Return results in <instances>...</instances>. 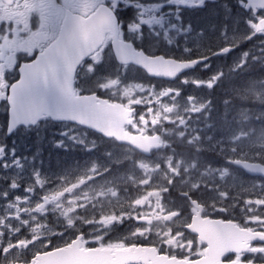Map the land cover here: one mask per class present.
<instances>
[{"label": "rangeland", "instance_id": "1", "mask_svg": "<svg viewBox=\"0 0 264 264\" xmlns=\"http://www.w3.org/2000/svg\"><path fill=\"white\" fill-rule=\"evenodd\" d=\"M258 20L249 25L240 18L233 23L223 24L218 32L211 29L212 34L220 35L214 40L225 41L223 46H232L236 54L221 60L211 59L203 65L204 74L186 75L170 89L145 80L135 68L115 66L111 57L93 58L86 72L81 73L92 81L90 89L103 92L114 100L122 99L126 105H137L141 114L157 121L156 130L163 136L166 146L153 157L142 159L129 151L117 155L113 151L103 150L102 146L108 147L111 143L89 132L66 126L59 135L37 132L27 136L30 173L23 187L28 188L30 195L23 190L17 193L7 212L0 214V246L11 244L12 247L0 248L8 252L6 256L0 255V260H29L42 248L70 244L78 233L82 235L83 243L99 248L123 249L135 243L146 240L157 242L159 239L166 248L174 249L182 243L174 241L175 233L145 230L143 225L146 223L137 220L147 216L149 222L154 224L151 220H157L155 212L158 208L154 209L150 204H159L157 194L180 192L188 185L194 188L200 183L212 198L213 194L218 193L219 184V192L225 197L228 192L236 193L238 197L250 193L254 195L252 203L257 205L256 208H264L263 181L237 177L223 166L216 168L208 163L199 164L205 161V153L211 150H214L211 155L225 154L226 151L231 155L235 150V154L247 157L259 155L258 149L264 150V128L252 125L249 131L241 129L240 120L247 113L241 112L238 107L234 133L230 130V116L222 114L219 140L206 135L204 125L199 121V117L207 114L203 112L210 109L209 91L217 83L214 81L215 71L222 64L235 71L245 68L243 65L247 63V54L241 52L240 42L256 41L262 49L253 51L254 60H260V64L264 62V31L255 30ZM143 28V42L147 45L146 41L150 40L152 46L149 44V48H173L174 45L177 50L190 51L192 48L200 51L212 42L207 36L196 37L193 30L182 33L180 27L177 29L173 25H146ZM158 38L166 41L155 40ZM141 40L134 42L141 45ZM251 97L253 110H257L254 104L264 103V78L262 83L253 87ZM252 114H256L255 111ZM217 141L219 147H215ZM227 144L234 146V150L226 148ZM76 154L80 156L79 160L73 159ZM21 168L18 166L7 170L8 175L5 173V176L22 175ZM221 170L223 173L217 174ZM191 171H200L206 176L200 175V181L192 178L190 182ZM193 182L197 183L194 185ZM151 193L155 195L148 196ZM23 198L25 202L18 207ZM142 201L147 205H138ZM7 213L15 216L8 217ZM37 226L43 229L33 231L32 239L31 228ZM31 241L41 242L32 247Z\"/></svg>", "mask_w": 264, "mask_h": 264}, {"label": "flooded vegetation", "instance_id": "2", "mask_svg": "<svg viewBox=\"0 0 264 264\" xmlns=\"http://www.w3.org/2000/svg\"><path fill=\"white\" fill-rule=\"evenodd\" d=\"M94 12L103 15V22L114 21L117 40L131 43L134 49L140 50L146 55H161L164 58H173L177 61L203 59V61L198 63L193 69L176 75L172 80L149 77L141 69L132 64H118L116 62L111 46V31L107 30L100 46L79 65L73 81L75 94H95L97 97L106 99L109 102H118L125 108L131 110V115L129 116L131 123L125 125L124 130L132 135L157 137L158 143L160 144V147L150 150L148 155H144L128 145L119 144L113 139H106L75 123L52 121L49 117L45 116L39 119L34 126H17L14 129H9V106L7 98L10 87L20 78L21 68L31 63L39 53L46 49L56 39L62 20L66 15L87 18ZM240 18L250 25L255 23L257 19H264V12L261 10L254 11L251 8L246 10L244 0H13L11 2L0 0V214L7 212L6 209L11 205L10 202L17 193L23 190L26 195H30L28 188L23 186L28 179L27 175L30 173V150L26 151L28 146L26 137L33 133L39 132V134L49 133L50 135H59L64 126L73 130L79 129L83 130V132L91 133L102 141L111 143L108 147L102 146L103 150L113 151L117 155H120L119 152L129 151L135 153L142 159L153 157L155 153L162 151L166 146L163 142V136L156 130L157 121L149 119L147 116L141 114L137 105H126L125 101L122 99L114 100L103 92H96L90 89L92 81H90L89 77L85 74L81 75V73L86 72L85 69L91 64L93 58L111 57L114 65L119 68H135L142 73L145 80L156 83L159 86H166L169 89L174 88L177 82L186 75L204 74L203 72L205 70L203 69V65L211 59L219 58L221 60L232 54L234 56L236 52L232 46H228L231 47V50L226 54L219 55L218 52L225 46H215V44H210L208 47L205 46V48L200 51L192 48L190 51L177 50L174 45L173 48H149L148 45H151L150 40L146 41L147 45L143 42L145 41V39H143L145 36V29L143 26L173 25L177 27V29L180 27L182 33L193 30L196 37L207 36L210 41L222 42V40H214L220 38V35L219 33L212 34L210 30L213 29L218 32V30L222 29L223 24L233 23ZM230 25L233 26V24ZM139 39H142L141 45L134 42ZM155 40L166 41L163 38ZM222 70L223 64L220 66V69L218 68V70L215 71L218 77L222 76ZM208 81L212 82L213 80ZM205 113L207 114L199 117L200 123L204 125L203 129L205 130V134L215 136L219 140L221 124L219 120L222 118L224 112L218 115L216 113H211L209 110L208 112H203V114ZM252 125L256 128V125L251 123V127L245 130L249 131ZM234 127L235 124L230 128L231 133L235 132ZM219 146L220 144L217 141L215 147ZM233 147L234 146H229L228 144L226 145V148L232 149ZM117 149L118 151H116ZM213 151L214 150H211L210 153L206 152L205 161L199 164L208 163L207 165H212L216 168L223 166L237 177L264 182V177L249 175L241 168L231 163L232 161L242 160L249 163L260 164L264 167L263 149H258L260 154H255V156L252 157L235 154L234 152H237L235 150L232 151L231 155H229L227 151L225 154L219 153L211 155ZM45 159H47V156H45ZM73 159L79 160L80 156L76 154ZM18 166H22V175L5 176V173L8 175L10 169ZM196 168L201 169L200 167ZM222 173L223 170L217 172V174ZM200 175L203 177L206 176L200 171H191V177L189 178L190 182L192 178L197 180V182L200 181ZM54 178L58 179L57 176H54ZM173 179H175V177H173ZM197 182H193L194 185ZM201 187L199 183L194 188H189L188 185L186 188H183L184 190L176 193H158L156 199L159 201V204L157 205V202L150 204L152 208H158L155 212L157 220H151L154 224L149 222L150 218L147 216L137 220L138 222L142 221L146 223V225H143L145 230L150 229L154 232L175 233L174 241L177 240L182 242L179 246L174 249H169L166 248L164 242H160L158 239L157 242H149L146 240V242L143 243L140 242L128 245L123 249L135 250L137 247H140L141 252H144L145 248H153L155 255L165 256L169 259L184 261L200 260L207 256V244H205V242L199 238L198 233L193 230H199V223L201 222L219 221L230 223L238 230L252 233L253 235L251 237L241 236L239 238L237 232L226 234L223 233L224 231H221L219 235H216L217 238L224 239V236L227 239L232 238L234 247L237 249L223 252L218 258H214V260H219V264H264V208L261 206L256 208L257 205L252 203L254 195L244 193L238 197L236 196L238 194L228 192L225 197L219 192L221 190V185L219 184L218 193L215 195L213 194L214 198H212L208 196ZM139 195H142V193ZM154 195L155 194L151 193L148 196ZM168 196L172 198H168ZM25 200L26 199L23 198L21 203L17 204V206L19 207L22 205ZM122 205L126 206L127 204L123 203ZM138 205L146 206L147 203L142 201L141 204ZM166 206L168 208H166ZM12 207H14V205H12ZM24 209L25 208H21V210ZM6 215L8 217L15 216L13 213H7ZM36 229L42 230L43 228L38 226L33 227L31 228L30 234L32 235L33 231ZM181 234L183 237H180ZM214 236L213 234V237ZM32 239H34L33 235ZM42 239L43 238H40V240ZM36 240H38L37 237ZM76 240L78 241V247L83 250L104 249L109 252L113 251L111 249L99 248L83 243L80 233H78L76 238L71 242ZM33 242L34 241H31V243ZM39 242L41 241L33 243L32 247ZM158 242L159 244H157ZM22 244L25 245L26 243L22 242ZM3 245H5V243ZM69 245L70 244H61L53 248H42L39 253L65 248ZM5 246H7V249L12 248L11 244ZM5 246H0V248H4ZM146 252L143 259L151 260V251H149L148 254ZM37 254L38 253H35L29 260H0V264H10L11 262H13V264H16L15 262H18V264H29L35 261ZM217 254L216 252V255ZM140 260L139 257L137 261L132 264H142Z\"/></svg>", "mask_w": 264, "mask_h": 264}, {"label": "water", "instance_id": "3", "mask_svg": "<svg viewBox=\"0 0 264 264\" xmlns=\"http://www.w3.org/2000/svg\"><path fill=\"white\" fill-rule=\"evenodd\" d=\"M244 1L246 10L251 8L264 12V0ZM102 16L97 12L87 18L66 15L56 39L31 63L21 68L20 78L10 87L7 98L10 130L17 126H34L45 116L52 121L75 123L106 139L128 145L144 155L160 147L157 137L132 135L124 130V126L131 123V110L122 104L108 102L95 94L76 95L73 88L75 73L79 65L100 46L107 30L111 31V46L116 62L132 64L149 77L172 80L176 75L193 69L203 59L177 61L161 55H146L134 49L131 43L117 40L114 21L103 22ZM256 30H264V19L256 23ZM230 50L231 47H224L218 54H226ZM231 163L249 175L264 177V167L260 164L242 160ZM199 225V230L193 231L207 244V256L200 260L169 259L155 255L153 248H145L144 252H141L140 247L113 252L104 249L83 250L78 247L76 240L65 248L37 254L35 261L29 264H132L139 257L142 264H219V260L214 258L237 248L234 247L232 238L224 236V239H220L216 235L221 231L226 234L237 232L239 238L253 235L240 231L227 222L207 221ZM149 251L151 260H144L145 252L148 254Z\"/></svg>", "mask_w": 264, "mask_h": 264}, {"label": "trees", "instance_id": "4", "mask_svg": "<svg viewBox=\"0 0 264 264\" xmlns=\"http://www.w3.org/2000/svg\"><path fill=\"white\" fill-rule=\"evenodd\" d=\"M210 44L223 46L225 41H212ZM240 46L241 52L247 54V63L243 65L245 68L235 71L223 67L221 77H218V74L215 73V82L217 81V83L209 91L211 99L209 110L211 113L218 115L219 113H226L231 119L229 125L233 127L235 124V111L238 107L241 112L244 113L246 111L247 113V116L240 120L242 128L248 129L251 127V123L256 125V127L264 128V103L254 104L257 110H253L251 97L253 87L262 83L264 78V62L260 64V60H254L255 53H253V51H259L262 48L253 40L242 41ZM252 57L253 60H251ZM208 111L205 110L204 112ZM252 111H255L256 114L250 115ZM225 125L227 127V123Z\"/></svg>", "mask_w": 264, "mask_h": 264}, {"label": "snow or ice", "instance_id": "5", "mask_svg": "<svg viewBox=\"0 0 264 264\" xmlns=\"http://www.w3.org/2000/svg\"><path fill=\"white\" fill-rule=\"evenodd\" d=\"M0 255H4V256H6V255H8V252H6V251L3 250V249H0Z\"/></svg>", "mask_w": 264, "mask_h": 264}]
</instances>
